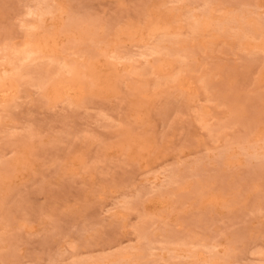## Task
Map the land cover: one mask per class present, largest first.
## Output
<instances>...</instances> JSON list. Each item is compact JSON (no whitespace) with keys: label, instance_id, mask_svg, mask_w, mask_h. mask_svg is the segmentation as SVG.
I'll list each match as a JSON object with an SVG mask.
<instances>
[{"label":"rangeland","instance_id":"374dc122","mask_svg":"<svg viewBox=\"0 0 264 264\" xmlns=\"http://www.w3.org/2000/svg\"><path fill=\"white\" fill-rule=\"evenodd\" d=\"M28 37L0 264H264V0H0L2 75Z\"/></svg>","mask_w":264,"mask_h":264},{"label":"bare ground","instance_id":"6f19581e","mask_svg":"<svg viewBox=\"0 0 264 264\" xmlns=\"http://www.w3.org/2000/svg\"><path fill=\"white\" fill-rule=\"evenodd\" d=\"M194 12V11H193ZM209 10L208 9H205V11L204 12H202V14H199V15H193L194 13H191L195 18V20H194V22L192 23V25H193V27L195 26L196 28H198V27H200L201 26V24L202 23H204L203 21H206V20H204V19H206V18H209L211 15L209 14ZM189 16H191V15H189ZM239 18L241 19V17L239 16ZM219 20V19H218ZM231 22H233V18H230L229 19ZM229 20H228V22H229ZM227 21V20H226ZM80 22H82V21H80ZM85 22V21H84ZM225 22V21H224ZM227 22V23H228ZM236 22V21H235ZM86 23H88V21H86ZM230 23V22H229ZM78 24H80V23H78ZM77 23H76V25H78ZM84 24V23H83ZM161 24V23H160ZM90 25V24H89ZM157 25V24H156ZM85 26V25H84ZM84 26H82V27H84ZM226 26H228V24L226 25ZM75 27H77V26H75ZM74 27V28H75ZM82 27H78V29L79 28H82ZM231 27H233V26H231ZM242 27V26H241ZM85 28V27H84ZM88 28H90V27H88ZM76 29V28H75ZM165 30H166V28H164ZM169 29V28H168ZM77 30V29H76ZM243 30V29H242ZM257 29H252L250 32L248 31H245L244 33L242 32V36H245L247 33H250L251 34V32H253L254 34H255V31H256ZM177 33H179L177 30H175ZM76 32V31H75ZM81 32H82V30H81ZM83 32H86V30L84 29V31ZM163 32V31H162ZM171 32V31H170ZM164 33V32H163ZM173 33H175V32H172L171 34H169L168 32H165L164 34H163V36H165V38L169 35V37L168 38H166L167 40H165V41H167V42H165L166 43V45L165 46H161V44L159 45V44H155V47L153 48V50H152V52H161L163 49V51H166L167 52V54L168 53H173L172 51H173V48L175 47L174 46V44H176V43H178V42H180L181 40L179 39L180 37H179V34H177V33H175V35L173 34ZM244 34V35H243ZM161 35V34H160ZM31 36V35H30ZM32 37V36H31ZM31 37H28L27 39H31ZM179 37V38H178ZM37 38V37H36ZM164 38V37H163ZM163 38L162 39H160V40H162V42L164 43V40H163ZM39 39V38H38ZM45 41V40H44ZM44 41H43V43H44ZM185 41V40H184ZM184 41H182L183 43H185ZM37 42V41H36ZM36 42H34V40L32 39V40H30L28 43H27V45H24L22 48H16V47H13L12 48V50H13V54H15L14 55V57L15 58H11V61H9V63L11 62V64H8V65H12V67H10L9 69H10V71H4V72H6V74L5 73H3V75H2V72H0V83L2 82V85H3V80L4 79H6V78H12L14 75H16V73L18 74V70L19 69H21L20 68V64L24 61V60H26L29 56H31L33 53H35V52H41V51H39V50H37V48H36V46L38 45ZM170 42V43H169ZM187 42V41H186ZM159 43H161V42H159ZM162 43V45H164ZM167 43H169L168 45H167ZM181 45V44H180ZM174 46V47H173ZM45 47V46H44ZM181 47H184V46H181ZM42 48V47H41ZM40 49V48H39ZM161 49V50H160ZM166 49V50H165ZM41 50V49H40ZM49 51V50H48ZM162 51V52H163ZM113 53V52H112ZM109 57V56H108ZM113 57V56H112ZM116 57V56H115ZM120 57V56H119ZM118 58V57H117ZM15 59V60H14ZM96 59V58H95ZM18 62H21V63H18ZM8 69V70H9ZM38 70H40V69H38ZM66 72H67V76L68 77H66V83L67 82H69V80H71V79H74V77H76L77 76V74L80 72L79 71V69H78V65H73V64H71V65H67L66 64ZM20 71V70H19ZM162 72V71H161ZM40 73H41V71H40ZM69 74V75H68ZM65 76V75H64ZM61 79V78H60ZM65 81V80H64ZM12 82H13V80H12ZM1 84H0V86H2ZM66 85V84H65ZM68 86V85H67ZM45 90V89H44ZM1 92V91H0ZM221 157V156H220ZM197 254V253H196ZM195 254V256L193 255V257H197L198 255H200V254H197L196 255ZM121 257H119V259H120ZM198 259H199V256H198ZM197 258H196V260H198ZM192 262H194V259H193V261ZM192 264V263H191ZM193 264H195V263H193Z\"/></svg>","mask_w":264,"mask_h":264}]
</instances>
